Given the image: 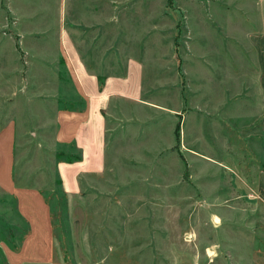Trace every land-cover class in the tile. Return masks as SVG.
Instances as JSON below:
<instances>
[{"label": "rangeland", "instance_id": "374dc122", "mask_svg": "<svg viewBox=\"0 0 264 264\" xmlns=\"http://www.w3.org/2000/svg\"><path fill=\"white\" fill-rule=\"evenodd\" d=\"M59 2L0 0V264H206L209 250L212 264H264V201L242 192L264 177V0L63 1L82 57L105 56L95 42L144 68L145 103L108 109L106 154L79 148L86 166L107 162L76 195L58 164L75 162L66 131L87 99L57 37L21 34L57 22ZM78 170L62 167L67 186Z\"/></svg>", "mask_w": 264, "mask_h": 264}, {"label": "crops", "instance_id": "0c3cea01", "mask_svg": "<svg viewBox=\"0 0 264 264\" xmlns=\"http://www.w3.org/2000/svg\"><path fill=\"white\" fill-rule=\"evenodd\" d=\"M13 1H35V0H13ZM45 1H60L59 7L57 9V13L60 17L58 21L56 22L55 20H53L51 23H49V25L48 24L43 25V21L41 24L40 23L37 24V21H31V24H34L35 26L30 29L22 30L21 34L24 36V38H31V37L44 38L45 36L48 35L58 38L59 52L57 53L61 54V56L64 58V62H66V66L70 71L72 78L74 80V84H76L81 94L84 95L85 99H87L86 108H84L82 112H77L72 115L73 116L72 123H74V126L71 133L66 131V134L68 135L67 138L73 141V144L75 145L74 151L72 153L78 152L77 149L79 150V148L81 147L86 149L85 148L86 145H90V146L92 145L93 151L94 149H97V152H95L97 155L100 156L104 148L105 150L103 153L106 154V145H107L106 136L109 130L107 128L108 116H109L108 109L111 107L114 109L115 107L118 106L125 108L124 103H129V104L145 103L143 98L144 68L142 62L139 59L133 57H128L124 61V63L123 61H121L120 57H119V62L117 58H114V60L110 61L107 59L106 52L101 51V47L97 46L95 42L89 44L88 47L85 46L87 48L86 50H88V53L91 52L95 53L96 56L102 53L105 56L93 60V62L91 60L87 61L86 58L82 57L81 55L82 52L80 51L79 44L74 38L73 33L75 32L76 29L75 26L69 24H68L69 26H67L66 25L67 22H65L66 13H65V9H64L65 7L63 1H75V0H45ZM78 1H92L93 3H89V8L92 9L93 6H98V3L100 1H105V0H78ZM91 9L90 12L88 10L90 14H91ZM54 12H56L55 9L53 10V13ZM94 12L95 13L93 14H96V10H94ZM44 21L48 23V20H44ZM77 25L78 24H76V26ZM91 25H93L94 27L96 26V24H91ZM56 28H58L57 33H55L56 31H54L56 30ZM259 38L260 40H262L261 45H263L264 36H261ZM258 49L261 54L264 53L263 47H259ZM41 52L48 53L47 50ZM97 60L99 63L95 62ZM259 63L261 69L260 80L264 86V60L259 61ZM103 76H104V80L102 81L100 80V78L102 79ZM122 108H120L121 111H128L126 109L123 110ZM89 121L91 122V125H86V123H88ZM63 129L62 132L65 133V129L64 131ZM62 136L63 134L59 138L65 139ZM6 143L9 150L11 146L10 140L6 139ZM80 154L82 159L85 158L86 160L87 157L86 161L89 162L90 157L89 155H87V153L84 155V157L81 151ZM105 159H106V155H105ZM105 159H104V165L102 166V162H98L97 164L98 166H96V168L86 166L85 165L86 161L82 162L83 160L75 161L74 163L71 164L64 161L59 162L58 173L60 175L61 186L64 192H66L69 195L78 194L82 188L81 186L84 176L90 177L94 175H100L105 171L106 162H107V159L106 160ZM70 165L74 167L77 166L80 170L76 172V175H74V177L71 176L70 186H67L66 178L62 173V167L68 170ZM81 166H84V168H82ZM3 176H5V174ZM3 176H0L2 177L0 178V181L4 182L6 181V178L7 181L10 180L8 174L6 175V178H4ZM234 181L237 182V179ZM247 181L248 180L246 179L243 180V185H242L243 195L247 193V195L250 198V196L254 194V196H257L264 201L263 175L260 174L258 176L259 187L256 193L255 191L252 192L250 191L252 190L251 184ZM10 187L5 186L6 191L12 192ZM18 197L20 203L19 210L20 212L25 214L23 210L24 207L22 201L23 196H20L18 194ZM35 198L36 199L38 198L37 195H35ZM2 204L5 205L4 202H2ZM33 208L34 211L37 214H39L40 219L43 222H45L41 225V227H39L41 230V235L39 237H41L44 234L45 230L47 229L49 230V227H47L46 224L48 220L47 219L48 208L44 204L42 206L35 205ZM2 215L6 216L5 213ZM7 218L4 219L7 220ZM28 218L32 221V223L33 221L36 220L32 216H29ZM36 222L38 221L36 220ZM37 243H39V241ZM208 258H209L208 260L207 257L205 259V262H207L206 264H212L213 258L212 257H208ZM192 261L193 264H201L200 262H202L199 254H195Z\"/></svg>", "mask_w": 264, "mask_h": 264}, {"label": "trees", "instance_id": "16d2710c", "mask_svg": "<svg viewBox=\"0 0 264 264\" xmlns=\"http://www.w3.org/2000/svg\"><path fill=\"white\" fill-rule=\"evenodd\" d=\"M78 152L71 153V156L69 157L68 161H77L81 159L80 151L77 149ZM60 185H61V179H60Z\"/></svg>", "mask_w": 264, "mask_h": 264}, {"label": "clouds", "instance_id": "9594fccd", "mask_svg": "<svg viewBox=\"0 0 264 264\" xmlns=\"http://www.w3.org/2000/svg\"><path fill=\"white\" fill-rule=\"evenodd\" d=\"M219 223H220V221H219V219L217 218V219H216V224H217V226L219 225ZM208 255H209V257H214V256L216 255V253H215L214 251H212V250H209V251H208Z\"/></svg>", "mask_w": 264, "mask_h": 264}]
</instances>
